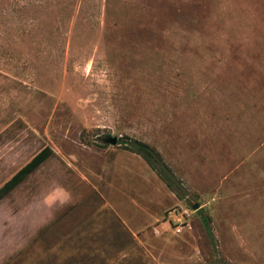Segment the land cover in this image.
<instances>
[{"label": "rangeland", "instance_id": "374dc122", "mask_svg": "<svg viewBox=\"0 0 264 264\" xmlns=\"http://www.w3.org/2000/svg\"><path fill=\"white\" fill-rule=\"evenodd\" d=\"M46 147L0 264H264V0H0V188Z\"/></svg>", "mask_w": 264, "mask_h": 264}, {"label": "trees", "instance_id": "16d2710c", "mask_svg": "<svg viewBox=\"0 0 264 264\" xmlns=\"http://www.w3.org/2000/svg\"><path fill=\"white\" fill-rule=\"evenodd\" d=\"M127 150L141 156L157 174L163 179L167 185L172 188L175 193L183 197V187L179 183L176 175L170 167L164 162L160 153L145 142L136 139H127L122 141ZM54 152L51 148L46 147L36 157L33 158L25 167L18 171L13 177L0 188V202L7 197L13 190L21 185L30 175H32L44 162H46ZM204 224L211 240L214 235L207 217H204Z\"/></svg>", "mask_w": 264, "mask_h": 264}, {"label": "water", "instance_id": "95a60500", "mask_svg": "<svg viewBox=\"0 0 264 264\" xmlns=\"http://www.w3.org/2000/svg\"><path fill=\"white\" fill-rule=\"evenodd\" d=\"M103 142L107 145H111V146H116L118 144V137L115 136H109V137H105L103 138ZM201 208L200 204H194L193 205V209L194 210H199Z\"/></svg>", "mask_w": 264, "mask_h": 264}]
</instances>
